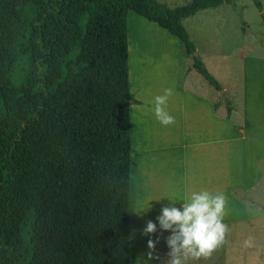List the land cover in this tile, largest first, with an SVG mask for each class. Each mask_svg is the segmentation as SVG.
Wrapping results in <instances>:
<instances>
[{
  "label": "trees",
  "instance_id": "16d2710c",
  "mask_svg": "<svg viewBox=\"0 0 264 264\" xmlns=\"http://www.w3.org/2000/svg\"><path fill=\"white\" fill-rule=\"evenodd\" d=\"M231 1L0 0V264L130 263L127 14L220 91L182 21Z\"/></svg>",
  "mask_w": 264,
  "mask_h": 264
},
{
  "label": "crops",
  "instance_id": "0c3cea01",
  "mask_svg": "<svg viewBox=\"0 0 264 264\" xmlns=\"http://www.w3.org/2000/svg\"><path fill=\"white\" fill-rule=\"evenodd\" d=\"M181 69L182 65L174 76L173 89L177 95L182 97L188 95L187 97L194 102L191 114L188 115V126L184 124V113L181 107L179 110L175 109L174 114L171 113L169 99L167 110L175 117L174 123L165 126L154 118L150 104L155 95L162 94L163 90L168 88L165 80L162 86L145 90L146 100H148L145 116L148 117L142 114L144 120H141V115L138 120L136 119L137 107L133 99L130 105L129 123L130 117L132 118L130 146L136 147V142L143 135L149 143H147L148 149L136 162V166L131 167L129 173V213L131 212L130 219L134 221V233L132 231L130 241L131 238L136 239L140 246L147 242L149 237L139 234L141 231L139 223L141 222L144 226L147 220L155 221V215L159 214L155 208L158 204L162 207L165 205L163 202L167 201L166 198L150 201L153 217L146 212L138 216L137 221V215L132 212V208L134 202L140 198L141 184H147L142 197L151 196L152 198H159L168 192H175L177 196L186 197L192 191L207 189L211 192L224 193L223 222L228 231L225 233L224 241L208 256L189 259L187 264H264L263 94L260 90L251 88L248 81L250 75L248 76L247 73L243 76L239 103L233 102L230 89L221 84H219L220 91L208 84L213 90L205 89V92L197 94L185 93L182 87L176 86L177 75ZM151 76L150 73L149 77ZM130 89L133 97L131 86ZM221 95L224 99L218 103L216 98ZM141 123L144 130L140 126ZM164 149L175 150V155L170 161L172 168L171 176L166 183L168 189L162 191L158 188L160 182L157 183V177L153 176V171H156L157 158ZM130 181L133 184L131 191ZM135 224H139L138 229ZM157 235L160 238L154 245V248L159 246V255L157 253L154 255L156 263L161 259L164 262L167 258V248L164 244V236L167 232L160 233L157 229V232L152 234V239L155 240ZM249 236L252 238L251 246L242 247L243 240Z\"/></svg>",
  "mask_w": 264,
  "mask_h": 264
},
{
  "label": "rangeland",
  "instance_id": "374dc122",
  "mask_svg": "<svg viewBox=\"0 0 264 264\" xmlns=\"http://www.w3.org/2000/svg\"><path fill=\"white\" fill-rule=\"evenodd\" d=\"M157 1L169 8H174L184 5L190 0ZM260 3L261 9L259 10L252 0H232L231 3H223L216 8L201 10L182 21L190 40L196 48V54L216 81L230 89L235 103H239L238 98L241 97L242 81L245 73L248 76L250 75L248 81L251 88L260 90L264 100V0H260ZM127 40L128 75L130 73V86L133 90L132 99L137 107L136 119L138 120V117L142 114L145 116L148 106L145 90L150 89V87L162 86L165 80L168 88L173 90L172 95L169 97L171 113L174 114V110H179V107H181L184 113V124L188 126V115L191 114L194 102L187 97L188 95L182 97L174 92L175 81L173 80L176 72L182 65V69L177 75L176 86L182 87L185 93L197 94L205 92V89L213 90L192 69L191 55H186L180 42L167 33L166 30L146 21L132 11L127 14ZM150 73L152 74L151 77H149ZM149 78L150 84V81L148 82ZM223 99L222 95L216 98L218 103L222 102ZM226 105L228 106V103ZM144 116L141 117V120H144ZM141 120L139 119V121ZM131 122L132 118L130 117ZM140 126L144 130L142 123ZM147 143L146 137L143 135L136 142L137 146L131 148L132 166H136V162L148 149ZM174 155L175 150L164 149L157 158L158 162L156 171H153V176L157 177V183L160 182L158 188L162 191L168 189L166 183L171 176L172 165L170 161H172ZM131 187H133V184L130 181V191ZM146 187L147 184L140 185V197L145 194ZM161 198L164 199V197ZM163 203L166 204L168 201L165 200ZM160 208L161 205L158 204L155 210L159 212ZM148 212L149 216L153 217V211L149 210ZM136 218L138 221L139 217ZM139 224L140 230H142L144 226L141 222ZM139 224H135L137 229ZM131 228L133 231L134 221L132 218ZM139 234L143 236L141 231ZM149 250L146 243L140 246L136 239L131 238L130 264H145V261H147V264H164L162 259L156 263L154 256L156 253L159 255V246L151 251ZM149 252H151V256L148 255Z\"/></svg>",
  "mask_w": 264,
  "mask_h": 264
},
{
  "label": "clouds",
  "instance_id": "9594fccd",
  "mask_svg": "<svg viewBox=\"0 0 264 264\" xmlns=\"http://www.w3.org/2000/svg\"><path fill=\"white\" fill-rule=\"evenodd\" d=\"M171 88H165L163 93L155 95L150 104L154 118L161 125L174 123L175 117L167 110V102L172 95ZM167 199L159 214L153 220H147L141 230L142 235L149 237L147 248L153 249L160 236L152 239V234L160 230L167 232L164 244L167 248L164 264H187L189 259L208 256L225 238L228 231L223 222L225 209V195L223 192H211L207 189L192 191L190 195L177 196L175 192H168L159 198L151 196L140 197L134 202L132 212L141 216L152 208L150 201ZM179 202V206L177 203ZM252 238L246 237L242 247H250ZM151 256V252L148 253ZM147 264V261H145Z\"/></svg>",
  "mask_w": 264,
  "mask_h": 264
},
{
  "label": "water",
  "instance_id": "95a60500",
  "mask_svg": "<svg viewBox=\"0 0 264 264\" xmlns=\"http://www.w3.org/2000/svg\"><path fill=\"white\" fill-rule=\"evenodd\" d=\"M194 55H196V52H194Z\"/></svg>",
  "mask_w": 264,
  "mask_h": 264
}]
</instances>
